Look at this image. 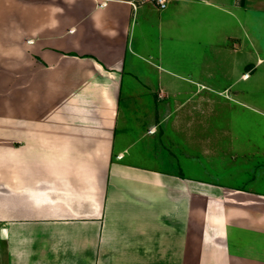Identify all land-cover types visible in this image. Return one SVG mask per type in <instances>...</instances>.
<instances>
[{
  "label": "crops",
  "instance_id": "0c3cea01",
  "mask_svg": "<svg viewBox=\"0 0 264 264\" xmlns=\"http://www.w3.org/2000/svg\"><path fill=\"white\" fill-rule=\"evenodd\" d=\"M132 2L0 0L1 264H264V167L167 135L205 98L264 116V0Z\"/></svg>",
  "mask_w": 264,
  "mask_h": 264
},
{
  "label": "rangeland",
  "instance_id": "374dc122",
  "mask_svg": "<svg viewBox=\"0 0 264 264\" xmlns=\"http://www.w3.org/2000/svg\"><path fill=\"white\" fill-rule=\"evenodd\" d=\"M249 63L250 62H246L245 64L243 62H205L204 76L220 73V75H226L225 77L231 79L234 78V76L251 74L250 70L252 69V73H254L256 63H253L251 67L247 66ZM238 86V84H234L232 88H230V91L235 90L238 92L240 90ZM225 90V95H221L224 96V98H221L225 101H230L238 105L237 98L229 95V89ZM177 99L182 102L185 100L184 96L180 95ZM128 101L125 99L123 101V105L125 106ZM162 101L165 102L164 104L166 107L171 103L169 98ZM203 101V114L200 113L198 115L193 112L192 114H189L187 121L185 115L182 120H179L178 111L173 114L171 121L175 123L180 121L183 123V126L188 123L187 130L186 127H184L181 131L171 130L167 133L168 137L171 136L170 138H184L182 140H187L188 145H185L187 147L185 148L186 153L181 159L182 163L186 164L187 170L193 172V174H196V172H198L199 175L200 173H203L202 176L205 177L207 175L206 170L208 169L211 171V163L208 162V160L217 154L219 146L220 148L218 151H220V158H228L230 161L226 163V166H230V169L234 172L245 168L252 169L254 171L260 167H264V116L260 113L246 111L242 108H236L235 111L227 108L224 109L222 108V105L218 108L219 110L216 109L213 111L211 104L212 100L210 98H205ZM190 102L193 103V105L196 103L194 99L189 100V104ZM176 103L178 104L177 101ZM171 106L172 110H174L175 104ZM196 123L200 125L197 128ZM212 123L216 124L215 128H213ZM227 124H229V126L235 124V128H230ZM201 125L203 126L201 127ZM180 133L183 135L182 138L179 136ZM158 134L166 133L158 132ZM199 142L200 144L202 143L203 153L197 149L199 148ZM226 146H228V148ZM224 152H227L228 156L223 155ZM196 159L203 161V169H199V164L201 163H198V168L195 167L197 164ZM242 160H245L246 162H242ZM223 164L224 163L220 162L219 166H222ZM214 174L216 173L214 172ZM241 175V177L238 176L235 179L232 178V180L224 181H231L234 185L241 186L253 177V175L249 172Z\"/></svg>",
  "mask_w": 264,
  "mask_h": 264
},
{
  "label": "built area",
  "instance_id": "2783aa9c",
  "mask_svg": "<svg viewBox=\"0 0 264 264\" xmlns=\"http://www.w3.org/2000/svg\"><path fill=\"white\" fill-rule=\"evenodd\" d=\"M145 2H152L155 3L160 9H166L167 8V4H168V0H135V2H132L134 8L136 9L138 7V3H145ZM106 5V2H102L100 4L101 7H104ZM250 77V74H246L244 76L245 79H248ZM123 155L120 154L118 155V159H122ZM1 264V261H0Z\"/></svg>",
  "mask_w": 264,
  "mask_h": 264
}]
</instances>
